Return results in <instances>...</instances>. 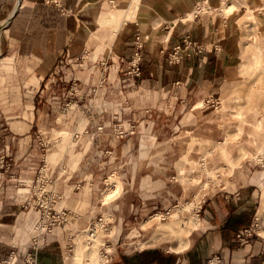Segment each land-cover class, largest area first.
<instances>
[{
  "label": "rangeland",
  "instance_id": "374dc122",
  "mask_svg": "<svg viewBox=\"0 0 264 264\" xmlns=\"http://www.w3.org/2000/svg\"><path fill=\"white\" fill-rule=\"evenodd\" d=\"M220 2L198 12L226 17L240 34L201 84L190 77L191 47L170 60L178 43L159 56L140 41L119 57L64 59L42 78L32 18L0 33V264H65L89 240L95 261L102 255L92 264L148 246L179 250L171 214L196 216L192 232L202 202L235 189L249 198L259 189L262 228L264 131L255 123L264 119V71L248 74L242 63L264 46V4L242 24L246 4L227 14ZM95 45L108 54L107 43ZM139 55L137 75L129 61ZM110 175L116 182L107 184Z\"/></svg>",
  "mask_w": 264,
  "mask_h": 264
},
{
  "label": "crops",
  "instance_id": "0c3cea01",
  "mask_svg": "<svg viewBox=\"0 0 264 264\" xmlns=\"http://www.w3.org/2000/svg\"><path fill=\"white\" fill-rule=\"evenodd\" d=\"M200 1L217 0H61L59 5H46L41 0H0V33L19 28L20 15L32 18L28 25L34 30V44L44 48L37 51L41 56L36 62V70L41 72L42 78L50 75L64 59L94 54L100 59L111 54L119 57L132 53L140 41L152 55H158L162 47L172 48L189 36L195 45L191 46L190 59L184 60L190 66V77L195 79V84H201L214 78L215 64L230 51L228 46L232 47L240 32L236 25L220 15L211 19L196 12L193 17H186ZM238 3L247 6L246 13L240 16L244 24L252 19L248 11H254L255 19V10L264 4V0H228V4L233 5L232 10L238 8ZM244 8L242 4L237 10ZM56 9L69 10L71 14L60 15ZM181 17H185L184 20ZM99 42L108 44L107 55H101L100 46L95 45ZM197 44L202 51L198 50ZM255 47L249 59L242 63L244 68L254 66V52L258 48L264 49L262 45ZM255 127L264 131V119L258 120ZM221 152L231 161L226 148ZM54 157L55 153L50 155V158ZM258 191L255 188L251 192L252 198L245 190L235 189L229 194L220 193L214 199L204 200L200 205L201 227L191 232L198 226L197 219L184 245L179 242L176 246L179 250L165 251L148 246L115 256L111 264H264V238L256 236L248 244H240L235 239L239 228L252 225L257 207L253 196ZM256 230L264 236V225ZM71 259L65 264H72Z\"/></svg>",
  "mask_w": 264,
  "mask_h": 264
},
{
  "label": "bare ground",
  "instance_id": "6f19581e",
  "mask_svg": "<svg viewBox=\"0 0 264 264\" xmlns=\"http://www.w3.org/2000/svg\"><path fill=\"white\" fill-rule=\"evenodd\" d=\"M213 7V6H212ZM232 7V9H233V5H229L228 4V0H222L221 1V4H220V6H219V8L218 9H222L223 11H224V13H229L230 11H228L230 8ZM217 8V7H216ZM215 8V9H216ZM205 9H210V5L209 4H207V2L206 1H200L198 4H197V6H195V9L192 11V12H189L187 15H186V17H188V18H191V17H193L194 15H195V13L196 12H198V11H204ZM214 9V8H213ZM213 9H211L212 11H213ZM217 9V10H218ZM231 9V10H232ZM211 12V11H210ZM220 12V11H219ZM249 12V15H250V17L253 19V13H254V11L253 10H249L248 11ZM183 20H184V18L183 17H181ZM254 64V66H251V67H248V68H244V69H242V70H248L249 72H255V71H257V70H263L264 71V49L263 48H258L255 52H254V62H253ZM260 72V71H259ZM262 72V71H261ZM258 75V74H257ZM261 76V74L259 73V75H258V77H260ZM262 77V76H261ZM203 100V99H202ZM201 100V101H202ZM201 101H199L198 103H202ZM205 103V102H204ZM197 104V103H196ZM195 104V105H196ZM204 159V158H203ZM206 172H208V173H211V172H209V170H206ZM111 177L110 178H108V179H110L108 182H107V184H111L113 181H115V175L113 176V175H110ZM116 182V181H115ZM113 184H115V183H113ZM120 184V183H119ZM205 185V184H204ZM115 186H119L118 184L117 185H115ZM107 185H106V188H105V190H107ZM110 187V186H109ZM109 187H108V190H109ZM115 188V187H114ZM114 188H112V189H114ZM117 188V187H116ZM116 188L114 189V190H116ZM118 190V189H117ZM116 190V191H117ZM104 191V190H103ZM110 194L111 192H107L106 191V193L105 194ZM111 195V194H110ZM103 196V195H102ZM194 200H196V199H194ZM194 201H192L191 203H193ZM189 204H187V205H189V206H191V204H190V202H188ZM182 215V213L180 212V210L178 209L177 211H175V212H173L172 214H171V217H172V219L171 220H169V221H167L168 222V225H167V227L169 226V228H171L172 226L171 225H169L170 224V222H173V223H175V224H179V226L178 227H176V228H174L175 230H177V233H178V236H179V242L180 243H182V245H184V242H185V240H186V237H187V234H188V232L190 231V229L196 224V221H197V217L195 216V217H191V216H182L181 218H180V216ZM161 216H163V215H161ZM164 218V217H163ZM163 220V219H162ZM159 222H161L162 224H163V222L160 220ZM166 224V223H165ZM166 226V225H165ZM164 226V227H165ZM160 230V229H159ZM174 230V231H175ZM166 231H167V228H166ZM173 232V231H172ZM175 233H176V231H175ZM87 236L89 237V238H92V239H96V238H94V234H90L89 233V231L87 232ZM87 240H89L88 238H87ZM77 244V243H76ZM87 244H88V246H87ZM86 250H87V258L85 259V262H84V264H92V263H94V261H95V256H96V246L94 245V243H91L90 242V240L89 241H87V243H85V244H77V247H76V249H75V252H74V254H73V256H72V259H71V263L73 264V263H75L78 259H79V257H80V255L83 253V251H85L86 252ZM102 255H101V253L99 252L98 253V256H97V259H96V261H99V258L101 257ZM75 260V261H74ZM95 261V262H96ZM82 262V261H81Z\"/></svg>",
  "mask_w": 264,
  "mask_h": 264
},
{
  "label": "built area",
  "instance_id": "2783aa9c",
  "mask_svg": "<svg viewBox=\"0 0 264 264\" xmlns=\"http://www.w3.org/2000/svg\"><path fill=\"white\" fill-rule=\"evenodd\" d=\"M50 1H51L52 4L59 5L61 0H50ZM183 43H184L183 47H181L180 43H178L177 46L172 48L173 52L169 54V58L173 62L174 66L179 63V60L183 56V52L185 51V48L195 45V42H193L190 39L189 36L185 37ZM197 48H198L199 51H202V49L200 48L199 44H197ZM136 54L138 55L139 52H136ZM139 57H140V55L138 56V58L136 60L132 59L131 61H129L131 64L135 65V68H137V71L135 72L137 75L140 73V67L138 65H136L138 63V61H139ZM122 60H123V58H122ZM259 225L260 224L257 223V218H254L251 226L244 227V228H239L236 231L235 239L238 242H240V244H248V243H251L256 236H260L261 238H264V236L261 235L256 230V228H258ZM111 262H112V259L110 258V260L106 261L105 263L106 264H111Z\"/></svg>",
  "mask_w": 264,
  "mask_h": 264
}]
</instances>
